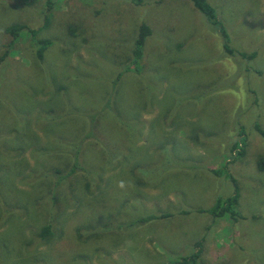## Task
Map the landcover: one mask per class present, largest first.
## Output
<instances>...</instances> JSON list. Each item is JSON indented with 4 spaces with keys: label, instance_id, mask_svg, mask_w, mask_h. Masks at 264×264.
<instances>
[{
    "label": "rangeland",
    "instance_id": "1",
    "mask_svg": "<svg viewBox=\"0 0 264 264\" xmlns=\"http://www.w3.org/2000/svg\"><path fill=\"white\" fill-rule=\"evenodd\" d=\"M208 2L234 50L254 57L224 53L190 0H0V264H170L196 241V264H264V139L253 129L264 128V0ZM141 23L140 72L113 82ZM38 38L49 40L41 59ZM104 103L109 116L82 139L86 170L52 185L71 159L72 120ZM231 156L236 187L221 167ZM234 189L239 218L206 211Z\"/></svg>",
    "mask_w": 264,
    "mask_h": 264
},
{
    "label": "trees",
    "instance_id": "2",
    "mask_svg": "<svg viewBox=\"0 0 264 264\" xmlns=\"http://www.w3.org/2000/svg\"><path fill=\"white\" fill-rule=\"evenodd\" d=\"M190 2L192 3V5L199 11L202 13V15L205 17L206 21L220 34L221 37V46H222V50L224 53L228 54V55H237L242 59L248 60L251 59L252 57H254L255 52H245V51H236L234 50V48L230 45V39H229V35L226 32L225 27L223 26L222 22L220 21V19H218L214 7H212L208 0H190ZM23 26L19 23H13L8 25L5 28V31L11 36V37H16L17 34L19 33L20 29ZM150 34V28L147 24L145 23H141L138 25L137 27V32L136 35L134 37L133 40V46L130 50V59L128 60L129 63L133 64L134 69H132L131 64L128 63V65H125L124 68L122 69V71H119L113 82H115L120 75L122 74V72L128 71V69H131L133 72L135 73H139L140 72V64L139 60L142 56V52H143V45L145 43L146 37ZM49 40L47 39H43V38H38L34 40V46H35V56L37 57V59H41L42 58V54L44 49L46 48V46L48 45ZM110 104H102L101 107H99L97 110H95L94 112H90L87 115L83 116L81 115L82 119H84V121L81 119L80 121H73V128H74V134L71 136V146H72V152H71V159L69 160V162H66L65 164H63L64 169L59 168V167H55L54 171L55 173V178L51 181V184H55V186L57 184H61L62 181L68 176V178L70 179L72 176H74L72 179H70L69 181H75L77 179H79L81 177V174H78V170L82 169V170H86L83 166H81L79 163L81 162V157L79 155V153H82L84 149H86L85 146H83V142L82 139H86L87 137H91V135H95L94 130H98L101 128L104 120L103 118H107L109 115L108 110L110 108ZM69 111L65 112L64 115H68ZM54 120L56 119L55 117ZM57 120V119H56ZM122 122H124L122 120ZM124 124V123H123ZM130 125H127V127H129ZM131 132H133L134 134H132L130 132V136L134 137L136 135H138L139 133V129H134L132 126H130ZM253 129L257 132V134L259 136H261L264 139V128H262L257 122H255L253 124ZM97 132V131H96ZM244 133L242 132V130L240 129L237 133V135L239 136L238 142L234 143L231 148H230V152L233 153V155H237V154H241L243 152V138H244ZM86 146H89L91 149H95V144L93 142H89ZM110 154V153H108ZM83 158V157H82ZM112 159H114V157L107 159V161H109L110 163L112 162ZM232 160V156L230 159L226 160L224 163H221V167H222V173L224 174V176L226 178H228L234 185V187H236V182L235 179L233 178V176L230 174V172L228 171V168H226L227 163ZM257 166L261 169H264V161L262 159L257 161ZM224 168V170H223ZM213 173L218 174V171H215L214 169H211ZM93 172V170H91ZM31 179H33L31 176V173H29ZM78 175V176H77ZM44 177H48L47 175H42ZM40 177V176H39ZM41 178V179H42ZM40 179V180H41ZM34 180V179H33ZM40 180L38 181V183H33L32 186L38 185V189H40ZM42 181V180H41ZM31 182V181H30ZM43 183V181H42ZM39 191V190H38ZM59 195H60V191H56L52 194L51 200L52 202H54L51 207H58L60 202H59ZM44 203V202H42ZM55 204V205H54ZM236 206H237V194H236V190L234 189V193H232L231 195L224 197V198H220L217 197L214 202L212 203V205L206 209V211L211 214L214 217H223V216H229L230 218H239L240 216L237 214L236 211ZM168 213L167 212H162L159 214H155V213H148V214H140L135 216L134 218H132L129 222H127L129 225H138V224H143L145 222H148L152 219H157V218H163L165 216H167ZM50 227L51 225L49 223H46L45 225H43L40 230H39V235L41 237H48V235L50 234ZM194 248L195 250L192 251L190 254L188 255H182L179 256V258L177 260H175L174 262L170 263V264H196L197 259L199 258V253H200V248H199V241H196L194 243Z\"/></svg>",
    "mask_w": 264,
    "mask_h": 264
},
{
    "label": "clouds",
    "instance_id": "3",
    "mask_svg": "<svg viewBox=\"0 0 264 264\" xmlns=\"http://www.w3.org/2000/svg\"><path fill=\"white\" fill-rule=\"evenodd\" d=\"M118 187H120V188H124V187H125V182H124V181H120V182L118 183Z\"/></svg>",
    "mask_w": 264,
    "mask_h": 264
}]
</instances>
